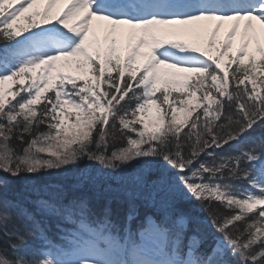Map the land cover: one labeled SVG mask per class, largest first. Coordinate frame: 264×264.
I'll use <instances>...</instances> for the list:
<instances>
[{"label": "snow or ice", "instance_id": "obj_1", "mask_svg": "<svg viewBox=\"0 0 264 264\" xmlns=\"http://www.w3.org/2000/svg\"><path fill=\"white\" fill-rule=\"evenodd\" d=\"M0 264H264V0H0Z\"/></svg>", "mask_w": 264, "mask_h": 264}]
</instances>
